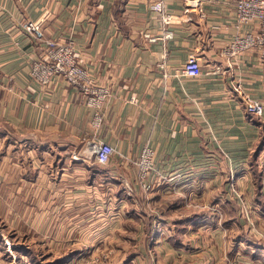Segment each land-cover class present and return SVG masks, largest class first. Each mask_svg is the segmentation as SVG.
I'll use <instances>...</instances> for the list:
<instances>
[{
  "label": "crops",
  "instance_id": "0c3cea01",
  "mask_svg": "<svg viewBox=\"0 0 264 264\" xmlns=\"http://www.w3.org/2000/svg\"><path fill=\"white\" fill-rule=\"evenodd\" d=\"M156 1L0 0L3 229L62 248L71 239L81 241L78 235L85 229L113 231L116 214L123 213L127 222L135 215L142 249L153 247L163 259L188 264V240L156 237L147 243L146 215L138 201L149 197L163 206L164 217L166 202L181 206L167 215L173 223L166 219L155 231L177 227L185 236L192 224L187 219L175 223L180 221L175 216L188 212L182 205L200 201L203 209L192 220L199 223L198 231L211 236L199 235L204 246L189 253L192 264H202L194 256L207 264H227L226 255L234 254L226 252L232 242L222 232L233 231L236 222L227 227L214 222L208 206L218 200L239 202L240 192L249 197L257 193L254 166L264 165V146L257 149L264 139V115L248 117L236 85L264 103V63L256 50L244 51L233 62L222 53L238 30L235 0H200L201 10L189 11L186 0H163L173 14L169 22L153 7ZM33 21L40 22L44 38L72 41L78 58L112 90L97 131L91 125L93 111L77 86L61 77L48 85L33 79L32 62L43 55L45 45L24 30ZM196 48L205 55L203 72L183 75L182 64ZM99 140L116 148L107 163L93 153L92 142ZM145 146L155 152L149 192L139 182L137 163ZM187 172L185 185L186 179L179 180ZM182 182L179 189L188 192L178 198L171 192ZM262 182L263 189L264 175ZM114 207L120 211L113 213ZM6 239V234L0 238V264L7 258Z\"/></svg>",
  "mask_w": 264,
  "mask_h": 264
},
{
  "label": "rangeland",
  "instance_id": "374dc122",
  "mask_svg": "<svg viewBox=\"0 0 264 264\" xmlns=\"http://www.w3.org/2000/svg\"><path fill=\"white\" fill-rule=\"evenodd\" d=\"M261 141L262 146H260V148L264 146V139L262 138ZM254 167L255 171L258 173L256 195L249 197L240 192L239 202L234 200V203H231L230 201L223 200V204L221 200H218L213 201L208 206L211 210V213L208 211L209 216L211 214L215 215L212 217L214 222H218V224L226 227L236 222L233 224V231L230 232V229L227 230L224 228V232H222L224 238L232 242V246L227 247L226 252L231 251L234 253L231 254V256L229 253L226 255L225 262L227 264H264V252L262 249L264 247V188L262 189V184H260L264 175V165L259 166V164H257ZM167 177L168 175L166 174V181H168ZM182 177L184 178L179 180V182L186 179L185 185H188V172ZM139 182L143 187L142 182L140 180ZM169 185H173L172 187L175 188L176 183H170ZM182 185L183 182L177 185L178 190H173L174 192L171 193H177L179 198L180 195H182L181 192H188V190L184 191L183 188L179 189ZM231 187L234 191L235 185L231 184ZM149 189L150 187L147 188L148 192ZM149 199L148 197L138 201V207L143 208L146 215L145 223L148 229L146 235L147 243L149 241H155L156 237L157 239L168 237V240L170 239L172 241L175 239L180 241L188 240V264H192L193 262L191 260L193 255L201 249L200 247H202V245L204 246V242H199V235L211 236L210 232L198 231L196 225L199 223L192 220L193 214L199 213L200 210L203 209L201 208V202L198 201L191 205H189L190 203L182 205L188 206V212H183L175 216H180V221L175 223L183 224L181 220L187 219V221L184 222H188V226L192 224L193 228H191V230L188 228V235L185 236L182 229L177 227L174 228L175 230L171 229L170 232L168 231L169 229L166 228L163 234L157 230L155 231V226L157 227L159 224H164L166 219L173 223V220L167 215L171 213L172 210L173 213H176L174 211L178 210L177 208L181 206L175 209L171 202H166L167 205L165 209H167L168 212L164 217L162 216V211H160L163 206L158 207V205L156 206L153 204V201L150 202ZM185 199L188 200V198H184V201ZM185 203L187 202L185 201ZM97 206L101 205L97 204ZM115 208L116 207H114L113 213L120 211ZM97 210L99 209L97 208ZM122 214L123 213H120L119 216H117L118 214L114 215L113 222H111L113 224V231H107L106 233L95 231L94 233V231L90 229H88V231L85 229L78 235L81 241L75 240L76 242L74 243L71 239L69 242L67 241L66 245L62 248L46 246L45 242H40L38 237L25 235L24 232L14 233L5 230L3 229L2 223H0V238H3V234L10 237V240L6 239L4 241L6 244H2L3 246L6 245L7 252V258H4L2 264H174L171 259H163V255L158 254L157 250L155 251L153 247L142 249L140 247L143 242L141 238L142 233L138 231L136 216H133L134 220L129 219L127 222L123 220L125 217H121ZM203 214L208 217L206 210H203ZM205 241H209V239H205ZM209 243L210 242L205 245L210 246ZM192 244H196L198 246L196 249L198 250L195 249L196 245L192 248ZM143 250H145V252H143ZM190 252H192L193 255H190ZM194 257L200 259L202 264L205 262L200 256ZM243 259L250 260L247 261ZM160 260L163 263H160ZM251 260H256L257 262H251ZM242 261L246 263H242ZM183 264H187V262ZM205 264L207 263L205 262Z\"/></svg>",
  "mask_w": 264,
  "mask_h": 264
},
{
  "label": "built area",
  "instance_id": "2783aa9c",
  "mask_svg": "<svg viewBox=\"0 0 264 264\" xmlns=\"http://www.w3.org/2000/svg\"><path fill=\"white\" fill-rule=\"evenodd\" d=\"M235 2L238 30L223 46L222 53L230 62H233L244 51L256 50L264 63V0H235ZM164 6L163 0H157L153 5L156 10L163 14L165 21L169 22L172 20L173 14L165 10ZM185 9L188 11L191 9L201 10V1L186 0ZM247 23L254 24V27L250 30H243L241 26ZM24 30L30 33L34 39H43L45 43L43 55L32 62L33 79L43 85H48L55 77H61L77 86L85 103L93 111L91 125L94 132L100 129L105 117L104 106L112 95L110 87L98 81L88 66L78 58L72 41L44 38L39 21L25 24ZM146 36L150 39L155 38L150 33H146ZM204 58L205 55L201 48L194 49L183 62L181 73L186 76L200 75L203 72ZM163 65L168 66L166 63ZM165 75L168 73L165 72ZM236 90L241 92L247 113L254 117L264 115L263 101L242 91L240 83L236 85ZM92 150L100 163L109 162L116 153V148L105 140L93 141ZM154 153L150 146H145L137 161L139 180L146 190L150 187L149 178H151L152 170H154ZM131 191L132 188H128V192Z\"/></svg>",
  "mask_w": 264,
  "mask_h": 264
},
{
  "label": "trees",
  "instance_id": "16d2710c",
  "mask_svg": "<svg viewBox=\"0 0 264 264\" xmlns=\"http://www.w3.org/2000/svg\"><path fill=\"white\" fill-rule=\"evenodd\" d=\"M248 117H250V118H254V116H252V115L249 114V113H248ZM255 118H256V117H255ZM261 142H262V141H261ZM261 142L258 143L257 149L260 148V146H262V143H261Z\"/></svg>",
  "mask_w": 264,
  "mask_h": 264
}]
</instances>
